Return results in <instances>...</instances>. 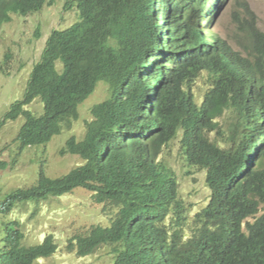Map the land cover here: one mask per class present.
<instances>
[{"label":"trees","instance_id":"obj_1","mask_svg":"<svg viewBox=\"0 0 264 264\" xmlns=\"http://www.w3.org/2000/svg\"><path fill=\"white\" fill-rule=\"evenodd\" d=\"M54 1L0 0V27L11 14L27 16ZM205 3L65 0L64 9L75 7L78 20L51 29L22 98L4 114L3 124L24 120L10 142L18 151L10 162L0 158V170L25 149L72 130L79 104L98 81L107 84V96L90 107L83 134L72 133L58 151L83 162L55 177L41 165L33 184L6 195L2 215L17 203L37 205L82 188L108 222L66 239L65 249L78 257L104 247L108 264H264V212L256 215L264 203V145L251 149L264 133V32L237 26L249 37L241 54L210 36L201 42ZM160 5L164 13L151 11ZM241 7L249 13L246 2ZM158 16L163 31L157 37ZM157 38L163 46L156 54ZM158 55L165 61L157 63ZM10 61L7 50L3 64ZM203 72L211 87L197 104L192 82ZM35 100L42 104L39 114L25 108ZM175 139L184 165L204 170L210 190L191 220L174 171L160 159ZM3 231L0 264H33L58 249L53 233L25 243L15 220Z\"/></svg>","mask_w":264,"mask_h":264},{"label":"rangeland","instance_id":"obj_2","mask_svg":"<svg viewBox=\"0 0 264 264\" xmlns=\"http://www.w3.org/2000/svg\"><path fill=\"white\" fill-rule=\"evenodd\" d=\"M64 2L65 0H55L52 5H45L40 11L27 16L11 14L12 20L0 27V158L6 161L10 162L18 151L10 142L15 138L24 118L19 116L16 120H8L3 124L4 114L12 102L22 98L28 75L33 64L38 61L51 29H63L78 20L74 9L64 10ZM242 2L248 5L249 13L241 7ZM235 16H238L240 23L235 20ZM241 25L246 29L258 26L264 31V0H225L212 29L239 42L246 39L241 28H237ZM234 31L240 32L233 35ZM7 50L11 55L8 65L3 64V56ZM6 67L9 69L4 73ZM201 82L202 80L195 87L197 95L201 94ZM106 96L107 84L98 81L95 90L79 105V118L73 123L72 130L54 135L45 145L25 149L17 156L14 165L9 164L6 169L0 170V203L12 190L33 184L41 165L46 175L55 177L83 162L76 155H60L58 151L72 133L76 136L83 134L84 121L90 116V107ZM25 108L39 114L42 104L35 100ZM177 146V139L168 144L164 149V161L173 167L179 190L191 215L205 205L209 190L204 184L203 172L187 168ZM187 170L190 173H186ZM261 211H264V204H261ZM11 220L17 221L23 229L25 243H39L46 233H53L55 236L57 251L49 257L35 260L33 264H108L104 247L84 257H78L65 249L66 239L72 234L86 231L92 223L108 222L101 205L92 202L89 193L82 188H75L58 197H49L37 205L32 201L17 203L7 215L0 213V248L4 223Z\"/></svg>","mask_w":264,"mask_h":264},{"label":"clouds","instance_id":"obj_3","mask_svg":"<svg viewBox=\"0 0 264 264\" xmlns=\"http://www.w3.org/2000/svg\"><path fill=\"white\" fill-rule=\"evenodd\" d=\"M225 2V0H207V3H205L204 4V7H203V9L201 10V12H200V21H199V24H200V27H201V35L199 36V39H200V41L201 42H204V41H206V39H207V37L208 36H210V38L213 40V39H218V40H221V41H223L228 47H230V49L231 50H233V51H235V52H238V53H242L243 52V49H242V46H244L245 45V43L249 40V37H248V34H245V37H246V39L244 40V41H239V42H236V41H234L232 38H230V37H226V36H222V35H220L217 31H215V30H213L212 29V24L218 19V16H219V12H220V10H221V7H222V5H223V3ZM151 4H152V2H150ZM44 7V6H43ZM214 7H217V9H216V11H215V13L213 14L212 13V10H213V8ZM63 8H64V6H63ZM72 10L74 9V11L76 12V8L75 7H73V8H71ZM71 9H69V10H71ZM65 10V9H64ZM153 10H155L156 11V14L157 13H164L163 12V5H160V6H157V7H153V6H151V11H153ZM65 11H68V10H65ZM38 12V11H37ZM209 12H211V16L210 17H207V14L209 13ZM35 13V12H34ZM33 14V13H32ZM30 15V14H29ZM76 16H77V13H76ZM162 18L163 17H160V16H158L157 17V19H156V21H155V25H156V30H157V37H158V34L160 33H162V31H163V26H162V22H163V20H162ZM12 20V19H11ZM7 23V22H6ZM4 24V23H3ZM257 27V29H259L261 32H264V31H262L258 26H256ZM240 31H234L233 32V35H235V34H238ZM159 41V39L157 38V41H156V43L154 44V50H155V53L157 54V51H156V49L158 48V47H162L163 46V44L162 45H160V46H158V44H157V42ZM40 57V56H39ZM155 59V61H157V63H162L163 61H165V59H164V57H162V55H161V57L158 55V57L157 58H154ZM152 60V59H151ZM149 71V70H148ZM164 74V71H160L159 72V74L157 75V79H160L161 77H162V75ZM28 79V78H27ZM200 80H202V82H201V86L199 85V87H201L200 88V90H201V94L200 95H197L196 94V91H195V87L198 85V82H200ZM192 90H191V92H192V94H193V96H194V102H196L197 104H199L200 102H201V100H202V98H203V95L205 94V92H208V90L210 89V84H209V79H208V81H207V79H206V75H205V73L203 72V73H201V75L196 79V80H194L193 82H192ZM81 104V103H80ZM79 104V105H80ZM79 107V106H78ZM79 118V117H78ZM90 118V116L87 118V119H89ZM78 120V119H77ZM76 122V121H75ZM74 122V123H75ZM212 136V135H211ZM173 141V140H172ZM255 142V144H253V147L251 148V149H253L254 148V145H259V144H263L264 145V133H261V134H259V136L257 137V139L256 140H254L253 141V143ZM170 143V142H169ZM167 147H168V145H167ZM166 147V148H167ZM165 148V149H166ZM177 151H178V153L180 154V157L182 158L183 156H182V154H181V152H180V150H179V143H178V146H177ZM164 155H165V152H164V150H163V152H162V154L160 155V159H162L163 161H164ZM164 163H166V161H164ZM81 164V163H80ZM80 164H78V165H80ZM169 167H171L172 168V170L174 171V169H173V167L172 166H170L168 163H166ZM77 166V165H76ZM195 171H197V170H195ZM198 171H202L203 172V175H204V170H198ZM174 173H175V171H174ZM186 173H190V171H186ZM175 177H176V173H175ZM176 179H177V177H176ZM177 183H178V180H177ZM204 184H205V186H206V183H205V180H204ZM206 188L209 190V188L206 186ZM178 191H179V195H180V197H181V199L183 200V202H184V204H185V206H186V208H187V212H188V217H189V219H190V217L191 218H193L194 216H195V214L196 213H198L203 207H205L206 206V203H207V201H208V199H207V201H206V203H205V205L203 206V207H201L200 209H198L194 214H191L190 215V209H189V207H188V204L184 201V199L182 198V195H181V192H180V190H179V183H178ZM209 194H210V190H209ZM209 196V195H208ZM93 202V201H92ZM96 204V203H95ZM262 204H264V203H262ZM260 212H258L256 215H259V214H261L262 212H264V211H261V205H260ZM108 217V216H107ZM254 218L253 217H248L247 218V220L248 221H252ZM191 220V219H190ZM242 227H243V229H244V220H243V223H242ZM188 230V229H187ZM189 231V230H188Z\"/></svg>","mask_w":264,"mask_h":264}]
</instances>
